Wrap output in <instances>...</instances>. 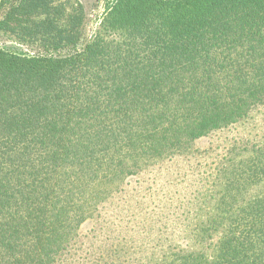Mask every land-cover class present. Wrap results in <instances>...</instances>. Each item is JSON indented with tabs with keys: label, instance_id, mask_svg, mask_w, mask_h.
Returning <instances> with one entry per match:
<instances>
[{
	"label": "trees",
	"instance_id": "16d2710c",
	"mask_svg": "<svg viewBox=\"0 0 264 264\" xmlns=\"http://www.w3.org/2000/svg\"><path fill=\"white\" fill-rule=\"evenodd\" d=\"M99 1L0 0V264H264V0Z\"/></svg>",
	"mask_w": 264,
	"mask_h": 264
},
{
	"label": "rangeland",
	"instance_id": "374dc122",
	"mask_svg": "<svg viewBox=\"0 0 264 264\" xmlns=\"http://www.w3.org/2000/svg\"><path fill=\"white\" fill-rule=\"evenodd\" d=\"M88 13V23L85 28L84 39L93 36L98 31L109 34L102 25L104 16V2L99 0H82ZM0 47L6 49H15V44L7 35L0 34ZM256 119V118H255ZM248 120L241 127V130L249 132L257 125V120ZM255 122V123H254ZM103 215H98L84 223L79 230V238L76 244L70 248L66 255L58 264H102L103 256L109 253L115 247V241L106 230L103 223ZM123 237V236H122ZM153 251L145 252L146 256L142 259L133 260L124 259L117 264H152L155 255Z\"/></svg>",
	"mask_w": 264,
	"mask_h": 264
}]
</instances>
